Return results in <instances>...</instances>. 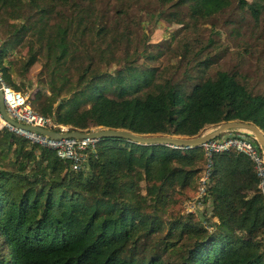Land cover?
<instances>
[{"label":"trees","instance_id":"16d2710c","mask_svg":"<svg viewBox=\"0 0 264 264\" xmlns=\"http://www.w3.org/2000/svg\"><path fill=\"white\" fill-rule=\"evenodd\" d=\"M230 1L156 3L184 6L192 18L218 13ZM97 2L0 0V76L16 90L12 74L21 77L43 59L51 91L37 90L27 100L55 125L49 129L192 137L206 126L241 121L264 134V93L252 92L227 71L203 77L198 64V80L185 94L184 81L133 63L130 32L125 26L118 31ZM122 41L127 47L120 55ZM17 45L26 48V57L5 60ZM109 64L118 68L109 72ZM204 162L200 146L178 149L106 137L94 141L84 168L74 171L53 150L3 127L0 264H264V200L251 162L232 150L212 156L203 197L210 203L211 232L204 236L201 224L185 215L170 222L164 236L186 232L193 236L190 245L173 259L163 256L173 243L159 252L154 245L147 249L149 236L161 231L158 212L167 204V189L195 186Z\"/></svg>","mask_w":264,"mask_h":264},{"label":"rangeland","instance_id":"374dc122","mask_svg":"<svg viewBox=\"0 0 264 264\" xmlns=\"http://www.w3.org/2000/svg\"><path fill=\"white\" fill-rule=\"evenodd\" d=\"M97 1L98 9L106 13L107 19H114L119 25L118 31L125 26L130 32L129 47L131 48L132 44L136 46L133 63L139 68L152 67L165 77L184 81L185 94L189 92L193 80H198V64L204 66L203 77L213 76L218 70L227 71L245 83L252 92L264 93V0H243L245 4L240 7L237 6L238 0H231L230 4L218 13L192 18L184 6L161 5L156 3V0ZM161 9L163 17L158 15ZM168 12L173 13L171 20L166 19ZM3 39L0 33V44ZM125 47V41L118 43L117 52L123 55ZM26 54V48L17 45L6 51L4 59H23ZM42 62V58L37 59L21 77L12 74L17 91L27 97H31L37 90L50 93V76L42 67ZM16 65L19 67L22 64ZM117 68L116 64L108 65L109 72H114ZM220 124L206 126L192 137L205 135ZM3 127L24 135L23 131L10 129L0 117V130ZM235 129L237 128L225 130L221 135L233 133ZM144 185V182L139 183L142 193ZM195 194L194 183L184 188L176 186L167 189V204L158 212L162 228L160 232L149 236L146 245L149 251H153V245L159 252L158 248L164 243H173V251L163 252L165 258L173 259L175 253L190 245L193 236L186 232L180 237L173 234L169 239H165L164 236L168 224L176 219H184L185 215H190L192 223L201 224L204 236L211 232V228H208L210 226L204 222L205 218L210 217L209 201L203 202L199 208H191L186 204L193 200ZM142 210L150 212L145 206Z\"/></svg>","mask_w":264,"mask_h":264},{"label":"built area","instance_id":"2783aa9c","mask_svg":"<svg viewBox=\"0 0 264 264\" xmlns=\"http://www.w3.org/2000/svg\"><path fill=\"white\" fill-rule=\"evenodd\" d=\"M0 91L5 113L14 121L46 129L55 126L48 117L33 111L29 106L27 95L11 89L3 82L1 76ZM5 124L10 129H15L7 123ZM57 126L59 127V131L57 132L67 131L66 127L60 125ZM23 132L24 135L22 136L29 141L53 150L55 155L59 159L67 161L71 170L74 171L84 168L87 162V154L89 151L93 150V143L96 140L75 137L53 139L41 133L31 131ZM254 141L255 140L251 135L243 131L236 130L233 133H229L225 136H217L202 143L200 147L205 159L204 167L197 180L196 194L193 200L187 202L186 204L190 205L191 208L201 207L210 175L213 154L228 152L231 150L243 154L251 162L255 176L258 180L259 191L264 200V150L256 141V143H254ZM172 148L187 149L180 147ZM204 222L209 225V220L207 218L204 219Z\"/></svg>","mask_w":264,"mask_h":264},{"label":"water","instance_id":"95a60500","mask_svg":"<svg viewBox=\"0 0 264 264\" xmlns=\"http://www.w3.org/2000/svg\"><path fill=\"white\" fill-rule=\"evenodd\" d=\"M0 116L1 119L7 123L9 126L17 130L31 131L36 133L44 134L53 139L75 137V138H88V139H98V138H121L136 144L141 145H157L162 144L166 146L180 147V148H191L195 146H200L202 143L217 137L222 132L228 129L237 128L235 130L242 129L245 133L251 134L253 139L263 148L264 150V134L263 132L250 122L241 121H227L222 122L218 127L199 137H180V136H167V135H146L137 134L130 132L125 129H112V128H97L89 132H79V131H65L57 132L51 129H46L38 126L26 125L14 121L11 119L4 110L2 103V96L0 91Z\"/></svg>","mask_w":264,"mask_h":264}]
</instances>
